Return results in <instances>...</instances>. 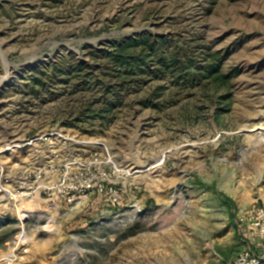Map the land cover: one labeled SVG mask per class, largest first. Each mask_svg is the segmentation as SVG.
Wrapping results in <instances>:
<instances>
[{
  "label": "rangeland",
  "instance_id": "1",
  "mask_svg": "<svg viewBox=\"0 0 264 264\" xmlns=\"http://www.w3.org/2000/svg\"><path fill=\"white\" fill-rule=\"evenodd\" d=\"M143 32L198 61L215 55L234 77L194 89L152 79L121 89L109 123L82 114L101 94L67 71ZM263 128L264 0H0V264H208L222 195L237 212L264 208ZM52 151L92 163L96 182L106 170L104 191L74 200L24 186Z\"/></svg>",
  "mask_w": 264,
  "mask_h": 264
},
{
  "label": "trees",
  "instance_id": "2",
  "mask_svg": "<svg viewBox=\"0 0 264 264\" xmlns=\"http://www.w3.org/2000/svg\"><path fill=\"white\" fill-rule=\"evenodd\" d=\"M170 45L171 41L166 37L143 32L110 42L103 51L91 50L93 62L89 67L77 63L67 71L69 75L85 77V80L81 79L85 89L90 91L96 87L101 94L98 106L90 104L80 112L107 124L123 104L121 91L140 88L152 79L167 77L174 85L190 89L228 87L235 73H226L219 57L210 54L203 61H198L190 57L187 50H181L179 46L171 50ZM52 71L64 74L61 67L55 66ZM40 73L44 74L45 71ZM142 104L146 108L157 106L153 98H145ZM196 184L204 183L198 181ZM222 197L225 204L233 203L224 195Z\"/></svg>",
  "mask_w": 264,
  "mask_h": 264
},
{
  "label": "built area",
  "instance_id": "3",
  "mask_svg": "<svg viewBox=\"0 0 264 264\" xmlns=\"http://www.w3.org/2000/svg\"><path fill=\"white\" fill-rule=\"evenodd\" d=\"M52 136L58 138L60 134L57 132L41 134L36 138L24 141L23 144L11 145L7 147L5 151L24 149V147L28 145H32L33 143L40 142L44 138L47 139V137ZM102 150L105 155L107 151L105 148ZM1 153H3V151H0V154ZM51 153H53L54 160L58 163L49 166L50 168L48 170L42 169V171L37 174L34 173V175H32V171L28 170V177H25L24 179V186L29 184H44L39 186L38 189L43 187L44 189L54 190L59 196H68V198L74 200L83 198V196L94 193L95 191H104V182L107 181L106 178L109 177L106 170H103L100 175L101 181L96 182L94 178L90 177L93 176V173L91 172L93 166L92 163H81V160L77 157H69L61 162L62 156L58 152L52 151ZM105 160L106 163L110 164L109 159L107 160L106 158ZM86 169L89 171L88 177L82 172V170L86 171ZM0 184H2L1 177ZM5 192H7V190H5ZM236 223L239 227L247 228L248 230L250 229L258 234V246L241 252L233 259L222 264H264V208H261L258 205H253L249 207V209L240 210L237 213Z\"/></svg>",
  "mask_w": 264,
  "mask_h": 264
},
{
  "label": "crops",
  "instance_id": "4",
  "mask_svg": "<svg viewBox=\"0 0 264 264\" xmlns=\"http://www.w3.org/2000/svg\"><path fill=\"white\" fill-rule=\"evenodd\" d=\"M233 203L225 204L227 219L223 228L211 230L212 240H207L209 258L208 264H222L233 259L241 252L258 246V234L255 231L241 228L237 225V209H240L236 199H230Z\"/></svg>",
  "mask_w": 264,
  "mask_h": 264
},
{
  "label": "bare ground",
  "instance_id": "5",
  "mask_svg": "<svg viewBox=\"0 0 264 264\" xmlns=\"http://www.w3.org/2000/svg\"><path fill=\"white\" fill-rule=\"evenodd\" d=\"M263 129H264V128H263ZM136 172H138V170H137ZM0 189H1V188H0ZM7 191H8V190H7ZM4 192H5V191H4ZM21 216H22V217H21V218H22V220L26 218V216H25L24 214H23V215H21Z\"/></svg>",
  "mask_w": 264,
  "mask_h": 264
}]
</instances>
